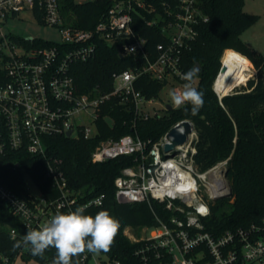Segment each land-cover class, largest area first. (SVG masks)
I'll return each instance as SVG.
<instances>
[{"label": "built area", "instance_id": "obj_1", "mask_svg": "<svg viewBox=\"0 0 264 264\" xmlns=\"http://www.w3.org/2000/svg\"><path fill=\"white\" fill-rule=\"evenodd\" d=\"M66 1L69 0H0V160L23 153L41 157L47 167L46 177L59 192L52 199L36 186L39 195H35L29 185L30 196L24 199L0 184V199L27 228L36 230L57 212L101 206L104 201L99 196L80 202L84 198L82 191L69 186L61 161L48 154V140L94 137L96 129L77 125L76 119L88 113L95 126L102 107L112 97L131 106L137 116L152 117L146 107L153 105L154 99L137 91L136 80L147 74L167 84H181L184 53L198 38L199 28L209 21L201 8L203 0H161L162 13H157L151 0H108L111 6L106 15L95 29L88 30L65 23ZM70 1L84 5L98 0ZM25 11H32L41 23L58 27L62 40L54 45H39L34 38L25 45L6 35L3 27L8 20ZM143 12L157 13L150 24H161L166 38L157 44L154 54L147 48L148 40L134 29V15ZM99 42L114 46L121 56H140L144 65L140 70L114 74V90L109 94L99 90L80 94L72 67L93 59ZM223 67L224 59L214 90ZM254 73L246 82L257 76V70ZM237 88L240 87L234 90ZM217 95L220 99L226 96ZM165 144L163 138L148 150L150 142L126 135L118 141L101 142L92 155L93 163L141 155L137 166L124 169L116 178L117 201L148 203L151 207L152 201H156L171 213L166 220L156 217L158 224L145 227L144 237L131 238L134 242L146 241L136 255L144 262L156 260L158 264H264V221L234 230L207 229L212 215L210 202L231 196L228 160L200 172L195 165L194 138L187 148L170 157H166ZM16 235L15 230L11 231L12 238ZM80 261L107 264L99 254L88 252ZM1 264L14 262L4 258Z\"/></svg>", "mask_w": 264, "mask_h": 264}, {"label": "trees", "instance_id": "obj_2", "mask_svg": "<svg viewBox=\"0 0 264 264\" xmlns=\"http://www.w3.org/2000/svg\"><path fill=\"white\" fill-rule=\"evenodd\" d=\"M160 1L151 0L157 13L163 12ZM244 3L245 0H203L201 8L209 21L199 28L198 38L183 57L185 73L192 68L199 69L193 81L197 80L195 88L204 93V104L196 115L191 113L190 105L175 108L170 104L172 108L168 109L167 105L161 116L145 119L137 116L128 104L121 103L120 98L112 97L102 107L100 117L95 122L94 137H56L48 140L49 156L61 161L60 167L69 186L82 191L84 198L80 202L83 204L90 199L104 197L101 206L87 207L85 214L94 216L101 210H107L119 222L118 232L109 251L98 253L108 261L120 264H158L156 260L144 262L136 255V251L146 241L134 242L125 234V230L131 227L139 235L142 228L158 224L156 217L166 220L171 215L163 204L156 201H152V207L148 203L121 204L117 201L116 178L124 169L137 166L141 162V155L93 163L92 155L101 142L118 141L126 135L150 142L149 150L180 122H192L197 136V169L206 172L228 160L227 180L231 196L215 203L210 202L212 215L207 222V229L234 230L264 221V55L242 39V34L259 20V16L244 11ZM65 6L64 19L67 25L93 30L104 18L111 3L98 0L77 5L69 0ZM157 13L134 15V29L148 40L147 48L153 54L157 44L166 39L161 24H150L157 18ZM14 39L21 44H30L29 39ZM37 43L57 44L40 39H37ZM226 50L236 52L227 53L224 64L239 62L249 70L251 61L257 76L249 79L246 86L220 99L214 90V83ZM143 65L144 59L140 56H121L114 46L99 42L95 57L88 62L74 64L71 73L80 94L93 90L109 94L114 90V74L140 70ZM166 86V81H157L147 74L140 75L135 82L137 91L147 99H156ZM17 163L21 166L17 167ZM46 172L44 160L28 153L0 160V184L24 199L30 196L26 177L45 196L52 199L58 196L59 192L54 182L46 177ZM29 229L0 199V264L4 258L15 262L18 257L36 260L41 264L53 262L56 255L54 248H49L41 258L33 256L27 247L14 246ZM13 230L17 233L15 238L11 236ZM83 254L74 258V264H87L80 261Z\"/></svg>", "mask_w": 264, "mask_h": 264}, {"label": "clouds", "instance_id": "obj_3", "mask_svg": "<svg viewBox=\"0 0 264 264\" xmlns=\"http://www.w3.org/2000/svg\"><path fill=\"white\" fill-rule=\"evenodd\" d=\"M198 71V68H192L183 73V89L168 94L173 107L190 105L193 115L204 104V93L192 85ZM85 211L84 207H78L66 213L57 212L38 230L29 229L14 246L27 247L33 256L41 258L49 248H54L56 255L52 264H74V258L83 253L108 252L118 232V220L107 210L94 216L85 214Z\"/></svg>", "mask_w": 264, "mask_h": 264}, {"label": "rangeland", "instance_id": "obj_4", "mask_svg": "<svg viewBox=\"0 0 264 264\" xmlns=\"http://www.w3.org/2000/svg\"><path fill=\"white\" fill-rule=\"evenodd\" d=\"M244 11L248 14L259 16V20L242 34V39L252 49L264 55V0H245ZM3 31L5 32L6 35L13 36L16 38H24V39L36 38V39H40L43 41L55 42V43H58L62 40V35L58 27L41 23L32 11H25V12L20 13V15H18L17 17L10 18L8 22L5 24V26L3 27ZM231 51H234V50H231ZM224 56H226V53H224ZM222 59H224V57ZM236 63L244 68V66L241 65L239 62H236ZM250 63H251V68L253 67L254 68L251 73H249L251 71L250 67H249V70L246 69L247 70L245 72L247 75L246 81L250 77V74L253 75L255 74L254 72L256 71V68L252 64L251 61ZM226 65H231V64H226ZM183 85L184 84H180L176 81H171L160 92L159 96L156 99H154V104L148 105L146 107V111H148L152 116H155V115L161 116L162 114H164L165 109H166V108L164 109V106H167L170 104L172 105L170 97L168 95L169 92L172 90L180 91L183 89ZM192 85L193 87H196L197 80L193 81ZM246 85L242 84L239 87L241 88ZM230 91L227 92L228 95L233 92V91L232 92ZM81 117L82 118L76 119L77 125L84 126L92 130L95 129L93 119L92 117L89 116L88 113H82ZM193 138L196 140V132ZM26 181L29 183L32 193H34L35 195H39L38 191L36 190L34 184L31 182L29 177H26ZM125 234L128 235L132 239H140L144 237L145 235L144 228H142L141 231L139 232V235H137L136 231H134V229L131 227H128L125 230ZM106 262L107 264H112L107 259H106ZM14 264H41V263L36 260H24L23 258L18 257L15 260ZM91 264H94V263H91Z\"/></svg>", "mask_w": 264, "mask_h": 264}, {"label": "water", "instance_id": "obj_5", "mask_svg": "<svg viewBox=\"0 0 264 264\" xmlns=\"http://www.w3.org/2000/svg\"><path fill=\"white\" fill-rule=\"evenodd\" d=\"M225 70L223 67L222 71ZM172 106L168 105V109H171ZM72 132L68 133L70 136ZM195 134L194 125L190 121H182L177 124L175 127L170 129L165 136L166 144L164 151L166 157L174 156L180 153L183 149L187 148L193 140Z\"/></svg>", "mask_w": 264, "mask_h": 264}, {"label": "bare ground", "instance_id": "obj_6", "mask_svg": "<svg viewBox=\"0 0 264 264\" xmlns=\"http://www.w3.org/2000/svg\"><path fill=\"white\" fill-rule=\"evenodd\" d=\"M227 63L224 64L225 70L222 71L215 84V90L221 97L225 96V94H228L227 92L230 90V92H232L234 87L244 84L247 77L245 73L247 70L242 66L237 63L226 65Z\"/></svg>", "mask_w": 264, "mask_h": 264}]
</instances>
